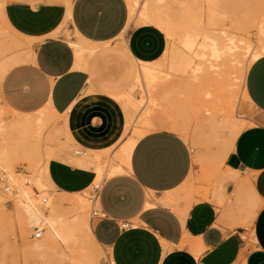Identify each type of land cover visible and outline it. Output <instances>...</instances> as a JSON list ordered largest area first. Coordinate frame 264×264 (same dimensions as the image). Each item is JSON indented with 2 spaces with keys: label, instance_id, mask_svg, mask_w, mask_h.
<instances>
[{
  "label": "crops",
  "instance_id": "1",
  "mask_svg": "<svg viewBox=\"0 0 264 264\" xmlns=\"http://www.w3.org/2000/svg\"><path fill=\"white\" fill-rule=\"evenodd\" d=\"M34 1L6 0L5 19L18 34L33 40L34 57L6 74L0 93L17 114L52 108L64 116L60 124H66L72 143L95 154L93 159L68 157V144L51 160L48 173L56 190L74 195L92 188L97 179L96 153L132 135L126 133L127 112L117 98L134 87L141 63L162 59L167 38L156 25H130L126 0H66V5ZM206 1L217 12L213 1ZM66 31L97 47L81 67L76 66ZM117 39L137 68L132 87L110 95L104 92V79L96 78V58L105 54L92 57ZM246 91L248 119L254 126L237 135L227 123L233 150L223 171L239 173L240 180L225 185V204H219L215 184L208 198L207 191L199 195L189 186L192 153L184 138L172 131L138 138L127 173L105 179L99 195L104 216L96 220L93 233L109 264H264V56L249 68ZM213 121H208L210 128L220 132ZM149 202L154 207L147 208Z\"/></svg>",
  "mask_w": 264,
  "mask_h": 264
},
{
  "label": "bare ground",
  "instance_id": "2",
  "mask_svg": "<svg viewBox=\"0 0 264 264\" xmlns=\"http://www.w3.org/2000/svg\"><path fill=\"white\" fill-rule=\"evenodd\" d=\"M142 2L143 0L129 2V24L139 21L140 24H153L166 30L171 43L170 50L166 52L165 64H160L161 59L155 63H141L134 87L126 95L117 98L124 110L126 109L128 128L137 124L143 130L137 128V137H128L125 142L119 144L114 162H111L110 158L104 165L101 159L99 160L101 152L96 153L98 176L92 185L93 188L102 189L106 178L127 173L132 151L141 136L152 131L167 130L187 139L186 123L190 121V111L193 108L196 109V115H203L208 121L215 120L214 117L221 114L237 135H240L249 123L240 121L241 118H237L235 114L240 102L239 94L248 101L246 80L249 68L264 56V17L260 22L258 19L254 22V18H261V13L263 14L261 3L254 6H258L256 12L255 8H252L255 14L250 10L243 14L247 18L243 15L245 18H230L231 27L227 29L223 24L224 27L219 29V13L206 1L207 21H210L205 24L201 18L194 32L181 37V46L178 47L176 33L167 21L155 12L149 3ZM250 26H254L258 31L256 43L250 40ZM4 32L0 26V35ZM7 33L6 30L5 36ZM77 38L78 42H71L70 45L75 51L76 66L81 67L97 47L79 35ZM23 45H26L24 41L15 38L10 49L19 52L12 54L10 58L0 59V86L12 68L32 61L33 49L21 52ZM137 91L142 93L140 100L135 96ZM56 119L64 120V116L49 107L34 115L17 114L5 105L0 93V174L4 175L13 187V191L8 194L0 190V221L1 218L9 216L4 199L12 194L16 213L29 224L31 235L42 234L40 238L34 239L37 248L43 244L49 246L54 253L56 251L53 250L64 247L68 253L64 260L58 258L61 264L66 261H70V264H98L103 248L94 237V223L90 222L88 215L91 194L89 203L85 196L86 191L74 194L76 198L72 200L73 203L70 202V209H66L65 203L68 202L55 196L54 191L57 190L49 177V164L55 154L74 141L66 124L63 129L57 128L58 124L54 123ZM201 123V127H198L204 130ZM249 124L254 126L251 121ZM87 152L86 157H89V151ZM43 155L46 156L45 159H42ZM23 159H27L30 164L28 175L16 172L18 161ZM202 168L204 180L215 183L214 194L219 204H225L228 198L225 195V185L237 181L239 173L229 169L223 171L222 164H206L202 165ZM191 191L192 194L194 191ZM207 192L205 198L209 197L210 191ZM198 194L201 195L200 191ZM150 207H154V204L149 202L147 208ZM66 210L71 215L65 216ZM0 264H19V261L15 256L6 254L0 258Z\"/></svg>",
  "mask_w": 264,
  "mask_h": 264
},
{
  "label": "rangeland",
  "instance_id": "3",
  "mask_svg": "<svg viewBox=\"0 0 264 264\" xmlns=\"http://www.w3.org/2000/svg\"><path fill=\"white\" fill-rule=\"evenodd\" d=\"M24 1H27L33 5L35 4L34 0H24ZM48 1L53 3H63L66 5V0H48ZM212 1H213V5L215 6L220 16L219 29H221V27H224L223 24H225V27L227 29L230 28L231 27L230 18L235 19L238 16L246 17V15L243 14H247L250 10L251 12L254 13V10H252V8L255 5L259 6V3H261V7L263 6L262 9L264 8V2L262 3L261 2L262 0L260 1L259 0H212ZM257 1H259V3ZM144 2L149 3L153 7L155 12L159 13L167 21L170 28L176 33L175 40H176V45L178 47L181 46L179 42L181 37H183L185 34L194 32V30L198 27V23L201 18L204 19L205 24H208L207 22L210 21L209 19H208L209 21H207L208 18L207 9L205 8L207 6V3L205 0H143L142 3ZM126 3L129 12L128 0H126ZM5 5H6V0H4V3L0 10V26L2 27L3 30H5V32L7 30L8 33L6 36H5V32L4 34L0 35V48L2 50L0 59L3 58L5 59L7 57L10 58L14 54L19 52L10 49L11 42L15 38L24 41L26 44L20 48L23 49L21 50V52L22 51L26 52L28 50L33 49L32 48L33 40L27 36L18 34L15 30L11 28V26L6 21L4 16ZM258 6H256L257 8L254 7L255 12L257 11ZM250 17H252V15ZM260 17L261 18H254V22L256 21V19H258L259 22L261 21V19L264 17V10H263V14L261 13ZM139 24L140 22L137 21L133 23L132 26L138 27L140 26ZM253 27L249 28L252 30L249 31L248 29V32H249L250 40L256 43L258 42V31H256L257 29L255 30V28ZM162 30L166 34L165 36L167 38L168 47L166 52L167 51L169 52L171 43L170 40L168 39L169 38L168 32L164 29ZM11 34L14 35L15 38ZM66 35L70 42L71 41L78 42L77 36H73L68 31H66ZM122 39H124V37H122ZM114 51L118 52V53L115 52L117 53V55L113 54ZM123 51L124 49L121 45V41L117 39L101 47V50L95 56L92 57V58L94 57L96 58L99 55L105 54L103 57L96 58V68H97L96 78L98 79V81L104 79L103 81L104 92L110 95L127 92L134 83L133 72L137 68V65L135 62L132 63L129 62L125 57V55L123 54ZM165 56L166 53L161 59L160 62L161 65L165 64L167 61ZM141 94L142 93L140 91L136 92L135 96L138 100L142 98ZM217 96L219 97L220 95L218 94ZM218 97L217 99L221 101L222 99H219ZM239 101L240 102H238V110L236 111L235 115L237 118L239 119L241 118L240 121L243 120V122L247 121L250 123V120L248 119L249 111L247 107V101L243 99L241 93L239 94ZM195 110L196 109L193 108L190 111V121L186 123L188 127V135H187V139H184L185 142L190 147L193 157V164H194V169L191 173L192 177L190 179L189 186L193 189H198L199 191H210L212 185L215 183L212 184L204 180L203 168L201 162H213L220 160L222 162V168L224 169L225 160L228 154L233 150V148H230L228 144L230 137V127L226 123V120L223 118V116L219 114L220 117L219 115H216L214 117L215 120L213 122H215L219 126L221 131L217 132L215 130H212L209 126L208 120H206V117H203V115L201 116L196 115ZM137 115L138 113H136L135 117H137ZM200 122H202L201 124H203L202 127H204V130L200 129L201 127L199 125ZM54 123L58 124L59 127L57 128L59 129L64 128V124H60V119L58 120L56 119ZM249 123L246 128L251 127ZM129 128H128L129 132L127 131V133L129 135L132 132V135L130 137H137L136 134L137 128L143 130L142 127L137 124ZM119 146L120 145L111 148L106 152H101L99 156V160L101 159L104 165H106L110 161L109 160L110 158H111V162L112 161L114 162V157L119 149ZM77 149H82V148L78 146L76 143H70L66 147L64 151V155L68 157L69 156L73 157L74 156L73 153ZM55 151H57V149ZM89 155L91 159L95 157V154L93 155V153L89 152ZM45 157L46 156L43 155L42 159H45ZM29 165L30 164L28 163L27 159H23V161H18L16 166V172L19 174L28 175ZM88 170L94 171L93 169H88ZM86 192L87 194L85 193V196L89 203L90 194L91 196L95 194L94 188L92 187ZM54 194L56 197L63 198L65 199V202H68L65 203L66 209L69 208L70 205H72L73 203L72 200L76 198V196H73V194L59 192L58 189L57 191H54ZM66 199H68V201H66ZM4 200H5V207L9 213V216L3 219L1 218L0 221V258H2L7 254V256L12 255V257L15 256V258H18L19 264H51L52 262L53 264H61L58 258L60 257L64 260L65 255L68 253L67 252L68 250L65 249L64 247H60L59 250L58 249L53 250L56 251L53 253L52 249L49 246L43 244L37 248V245L34 241L35 237L32 236L30 233L29 224L26 221L20 219L16 213L14 196L12 194H9L6 196ZM89 206H90L88 212L89 219L90 222H93L95 224L96 220H92V212H93L92 204L89 203ZM64 215L69 216L71 215V213L70 212L68 213V211L66 210V213ZM103 250L104 249L101 250L102 256L98 264H109L108 255L106 251ZM52 257H53V261H52ZM70 263H71L70 261L68 262L66 261L64 263L62 262V264H70Z\"/></svg>",
  "mask_w": 264,
  "mask_h": 264
},
{
  "label": "built area",
  "instance_id": "4",
  "mask_svg": "<svg viewBox=\"0 0 264 264\" xmlns=\"http://www.w3.org/2000/svg\"><path fill=\"white\" fill-rule=\"evenodd\" d=\"M74 157H86L88 156V152L85 149H77L73 153ZM0 190L4 194H8L13 191L12 185L9 183L7 178L4 175L0 174ZM101 188L95 187L94 188V195L91 196V204L93 207V212H92V220H97L103 218V213L101 210V205L99 203V195L101 192ZM99 204V205H98ZM42 234H36L34 235L35 238H40Z\"/></svg>",
  "mask_w": 264,
  "mask_h": 264
}]
</instances>
